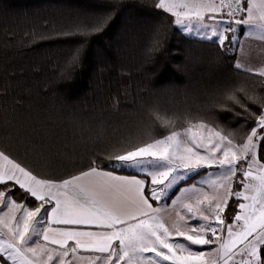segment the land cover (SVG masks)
Instances as JSON below:
<instances>
[{"label":"snow or ice","instance_id":"snow-or-ice-1","mask_svg":"<svg viewBox=\"0 0 264 264\" xmlns=\"http://www.w3.org/2000/svg\"><path fill=\"white\" fill-rule=\"evenodd\" d=\"M108 7L69 21L44 20L42 31L33 26L18 40H6L2 54L45 39L80 37L57 72L60 83H70L88 38L102 32L122 4L112 0ZM152 7L183 34L235 56L233 70L247 79L226 86L205 114L149 107L136 132L102 141L86 170L66 178L38 174L19 161L8 147L25 142L6 133L0 264H264V64L241 59L248 55L247 38L264 41V0H152ZM167 30L159 25L153 32L148 60L161 50ZM217 109L243 120L237 127L222 124ZM116 169L137 175H117ZM177 204L172 219L169 210Z\"/></svg>","mask_w":264,"mask_h":264},{"label":"trees","instance_id":"trees-1","mask_svg":"<svg viewBox=\"0 0 264 264\" xmlns=\"http://www.w3.org/2000/svg\"><path fill=\"white\" fill-rule=\"evenodd\" d=\"M120 2L107 27L88 38L74 79L60 83L58 68L80 37L41 40L19 51L10 49L7 57L2 54L5 41L18 40L33 26L42 31L44 20L69 21L77 13L109 11L112 0H0V147L6 133L22 138L23 146L11 143L8 151L38 174L66 178L86 170L94 149L102 141L136 132L149 107L169 114H205L226 86L247 79L233 70L235 56L184 35L152 7V0ZM159 25L168 26L167 35L148 60L147 48ZM216 113L230 127L243 120L231 112Z\"/></svg>","mask_w":264,"mask_h":264},{"label":"rangeland","instance_id":"rangeland-1","mask_svg":"<svg viewBox=\"0 0 264 264\" xmlns=\"http://www.w3.org/2000/svg\"><path fill=\"white\" fill-rule=\"evenodd\" d=\"M240 35H241V38L244 39L243 33H241ZM250 45H252L251 47H255L257 49V51L254 52L253 50H248L247 48H249ZM237 46H238L237 52H239V45H237ZM251 47H250V49H252ZM245 51L247 52L248 55L246 58L242 57L241 59L244 61V63L246 65L250 64V65L254 66V65L262 63L264 61V41H261L260 39L255 38V37L247 38L245 40ZM192 177H195V176H192ZM193 180L194 179L191 178V179H188L187 182L184 184L180 183L179 187H176L174 191H177L181 186H184L185 184L187 185L189 183H192Z\"/></svg>","mask_w":264,"mask_h":264},{"label":"crops","instance_id":"crops-1","mask_svg":"<svg viewBox=\"0 0 264 264\" xmlns=\"http://www.w3.org/2000/svg\"><path fill=\"white\" fill-rule=\"evenodd\" d=\"M256 43H257V42H256ZM251 46H252V45H250V47H251ZM250 47L247 48V49H248V50H253L254 52L257 51V49H256L255 47H251L252 49H250ZM262 53H263V52H262ZM235 61H236V60H235ZM247 64H248V63H247ZM261 64H264V61H263L262 63H259V64L254 65V67H257V66H259V65H261ZM126 171H128V170H126ZM129 172H132V171H129ZM132 173H133V174H119V173H116V174H117V175H122V176L137 175V173H135V172H132ZM204 175H205V173L202 172L200 176L192 177V178L194 179V180L192 181V183H189V184H187V185L185 184L184 186H181L180 188L187 187V186L193 184L194 182L199 181V180L201 179V177L204 176ZM197 186L199 187L198 184H197ZM180 188H179L177 191H174V192L172 191V192H171V197H172V198H175L177 195H179ZM168 204L171 205V199L168 200ZM154 206H155V202H154ZM179 207H180L179 204H177V205L175 206V208L169 210L170 213H171V218H172V219L175 218V209H176V208H179ZM166 215H167V213H166ZM225 234H226V233H225Z\"/></svg>","mask_w":264,"mask_h":264}]
</instances>
